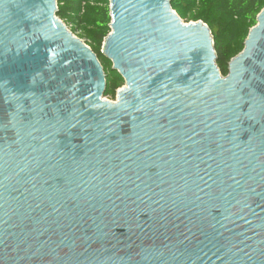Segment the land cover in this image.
<instances>
[{
  "label": "water",
  "instance_id": "water-1",
  "mask_svg": "<svg viewBox=\"0 0 264 264\" xmlns=\"http://www.w3.org/2000/svg\"><path fill=\"white\" fill-rule=\"evenodd\" d=\"M97 55L58 0H0V264H264V9L225 77L171 0H109Z\"/></svg>",
  "mask_w": 264,
  "mask_h": 264
},
{
  "label": "trees",
  "instance_id": "trees-1",
  "mask_svg": "<svg viewBox=\"0 0 264 264\" xmlns=\"http://www.w3.org/2000/svg\"><path fill=\"white\" fill-rule=\"evenodd\" d=\"M171 7L183 22L201 21L209 27L217 66L226 77L230 62L244 50L251 29L257 25L264 0H171ZM57 17L97 55L106 74L105 96L116 100L117 91L125 82L102 54L111 33L109 0H58Z\"/></svg>",
  "mask_w": 264,
  "mask_h": 264
},
{
  "label": "rangeland",
  "instance_id": "rangeland-1",
  "mask_svg": "<svg viewBox=\"0 0 264 264\" xmlns=\"http://www.w3.org/2000/svg\"><path fill=\"white\" fill-rule=\"evenodd\" d=\"M185 23V22H184ZM191 23H195L194 21H190L189 23H186V24H191ZM75 36H77L76 34H74ZM78 37V36H77ZM84 41V40H83ZM108 67L110 68L111 67V64L109 66L108 64ZM105 99L108 100V101H112V102H115L116 100H111L109 97L105 96Z\"/></svg>",
  "mask_w": 264,
  "mask_h": 264
},
{
  "label": "built area",
  "instance_id": "built-area-1",
  "mask_svg": "<svg viewBox=\"0 0 264 264\" xmlns=\"http://www.w3.org/2000/svg\"><path fill=\"white\" fill-rule=\"evenodd\" d=\"M66 24V23H65ZM67 25V24H66ZM68 26V25H67ZM68 28L70 29V27L68 26ZM71 30V29H70Z\"/></svg>",
  "mask_w": 264,
  "mask_h": 264
}]
</instances>
